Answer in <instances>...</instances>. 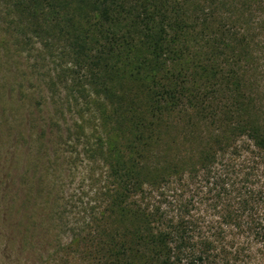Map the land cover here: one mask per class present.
I'll return each mask as SVG.
<instances>
[{"label": "trees", "instance_id": "16d2710c", "mask_svg": "<svg viewBox=\"0 0 264 264\" xmlns=\"http://www.w3.org/2000/svg\"><path fill=\"white\" fill-rule=\"evenodd\" d=\"M5 1L106 176L45 262L264 264V0Z\"/></svg>", "mask_w": 264, "mask_h": 264}, {"label": "rangeland", "instance_id": "374dc122", "mask_svg": "<svg viewBox=\"0 0 264 264\" xmlns=\"http://www.w3.org/2000/svg\"><path fill=\"white\" fill-rule=\"evenodd\" d=\"M6 6L0 0V264H53L45 262L53 242L68 243L71 231L89 222L106 176L88 160L86 138L69 139L67 132L75 135L77 113L89 116L85 102L56 106L61 89L51 96L45 84L58 60L44 61L38 46L15 43L31 36L15 31ZM29 228L43 240L32 247L23 240Z\"/></svg>", "mask_w": 264, "mask_h": 264}]
</instances>
